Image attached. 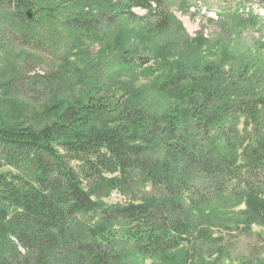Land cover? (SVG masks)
Returning <instances> with one entry per match:
<instances>
[{
    "label": "trees",
    "instance_id": "obj_1",
    "mask_svg": "<svg viewBox=\"0 0 264 264\" xmlns=\"http://www.w3.org/2000/svg\"><path fill=\"white\" fill-rule=\"evenodd\" d=\"M127 1L149 13L155 30L171 26L163 0ZM235 1L264 7V0ZM34 7L33 0H0V11L17 17ZM117 22L107 12L79 15L69 26L99 39ZM231 29L216 40L217 60L187 52L155 82L173 102L164 111L117 97L112 83L87 102L53 105L42 126L0 117V264H133L129 253L167 261L186 243L187 264H264V236L251 230L264 225V60L246 37L234 42ZM2 30L4 44L33 43ZM142 55L128 49L119 62L142 69L152 62ZM31 79L49 87L45 75ZM113 192L128 201L105 206ZM235 201L245 204L236 221L247 237L239 258L223 234L214 236L226 227L214 211Z\"/></svg>",
    "mask_w": 264,
    "mask_h": 264
},
{
    "label": "rangeland",
    "instance_id": "obj_2",
    "mask_svg": "<svg viewBox=\"0 0 264 264\" xmlns=\"http://www.w3.org/2000/svg\"><path fill=\"white\" fill-rule=\"evenodd\" d=\"M33 2L35 9L31 19L26 14L17 17L12 11H0V29L5 35L9 29L33 41L29 48L0 41V117L8 123L24 121L42 126L52 121L48 112L53 105H63L62 110L74 101L87 102L100 87L112 83L115 85L110 89L115 86L117 97L129 95L137 106L154 112L164 111L173 102L157 94L155 82L160 83L174 65L184 61L181 57L187 52H195L204 63L217 60L216 40L224 33L232 36L234 24V42L246 37L251 53L258 50L264 60V7L256 2L163 0L172 17L171 26L163 32L155 30L146 10L134 7L127 0ZM107 12L116 13L118 22L98 35L99 39L104 37L102 43L90 31L69 26V21L79 15L96 17ZM196 43L202 44L203 49L192 48ZM128 49L150 56L152 62L142 69L121 65L119 57ZM35 74L45 75L50 80L49 87L32 86L31 78ZM19 77L24 81L15 82L13 89L1 88ZM22 82L30 86L25 90L20 87ZM145 189L136 193L139 199L150 190ZM125 201L128 198L113 192L103 204L113 207ZM222 208L224 211L217 209L214 213L226 227L215 229L214 236L223 234L230 250L239 258L247 250V237L236 222L245 204L235 201ZM79 218L91 220L93 216L81 214ZM251 230L264 236V225L254 224ZM189 251L192 246L186 243L171 252L167 261L137 253H129L128 260L133 264H187ZM225 264L241 263L227 261Z\"/></svg>",
    "mask_w": 264,
    "mask_h": 264
},
{
    "label": "water",
    "instance_id": "obj_3",
    "mask_svg": "<svg viewBox=\"0 0 264 264\" xmlns=\"http://www.w3.org/2000/svg\"><path fill=\"white\" fill-rule=\"evenodd\" d=\"M34 9H35V8H32V9H30L29 11H27L26 15H27L28 19H31V18H32V16H33V12H34Z\"/></svg>",
    "mask_w": 264,
    "mask_h": 264
}]
</instances>
